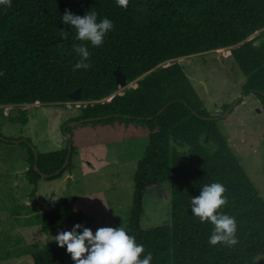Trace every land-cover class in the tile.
Here are the masks:
<instances>
[{"label":"trees","instance_id":"trees-1","mask_svg":"<svg viewBox=\"0 0 264 264\" xmlns=\"http://www.w3.org/2000/svg\"><path fill=\"white\" fill-rule=\"evenodd\" d=\"M66 9L81 17L93 11L98 21L107 17L114 23L101 47L86 44L89 69L73 71L79 60L73 45L84 42L62 22ZM61 29L69 32L67 39ZM218 50L231 52L246 78L244 94L254 95L264 110V0H130L127 10L115 0H12L10 8L0 6V104L4 100V106L18 110L36 102L62 106L73 102L69 94L81 88V116L68 122L101 118L94 122L135 123L148 137L134 175L128 234L143 244L144 255L152 253L151 264H255L264 256V198L176 62ZM118 68L128 84L136 82L138 87L119 89L114 75ZM9 121L27 125L29 116L20 111ZM22 144L30 152L31 185L59 179L72 169L74 148L68 166L56 175L69 147L50 153L37 150L36 162L31 141ZM212 182L228 189L224 211L238 223L239 243L233 248L210 246L212 225L202 224L190 208L191 198ZM166 183L170 223L146 229L145 198ZM76 202L74 197L60 199L53 211L41 216V234H49L60 222H80ZM25 254L32 255L34 264H74L66 247H36Z\"/></svg>","mask_w":264,"mask_h":264},{"label":"rangeland","instance_id":"rangeland-1","mask_svg":"<svg viewBox=\"0 0 264 264\" xmlns=\"http://www.w3.org/2000/svg\"><path fill=\"white\" fill-rule=\"evenodd\" d=\"M230 54L228 50H218L176 62L185 69L209 114L218 120L229 146L264 198V110L254 95L244 94L246 78ZM129 87L135 88L137 83ZM226 106H230L227 111ZM20 111L28 113L27 125L9 121ZM79 116L81 110L71 102L62 106L27 105L20 110L0 106V246L5 248L0 256L32 252L36 247H59L53 237L77 223L94 234L100 227L121 225L129 231L134 175L148 137L135 123L68 122ZM27 140L41 153L74 148L72 169L59 179H42L31 185L27 177L30 152L22 144ZM35 187L36 193L32 194ZM66 197L76 199L81 221L60 222L49 234H41V216L53 211L58 201ZM170 197L168 183L148 193L142 216L146 229L170 223ZM255 264H264V256L257 258Z\"/></svg>","mask_w":264,"mask_h":264},{"label":"clouds","instance_id":"clouds-1","mask_svg":"<svg viewBox=\"0 0 264 264\" xmlns=\"http://www.w3.org/2000/svg\"><path fill=\"white\" fill-rule=\"evenodd\" d=\"M115 2L117 6L127 10L130 0ZM0 6L10 8L12 0H0ZM61 18L65 25L75 29L76 39L84 42L73 45V50L79 56L73 71L89 69L91 53L86 44L101 47L107 33L114 29V23L107 17L98 21V15L93 11L81 17L66 9ZM60 35L67 39L69 32L61 29ZM227 191L223 183L212 182L203 185L200 195L190 201L192 214L202 224L212 225L208 238V244L212 247L222 245L233 248L239 243L237 219L224 211L229 203ZM53 240L59 247H66L74 264H151L153 260L152 253L144 255L146 250L143 244H138L136 237L129 235L122 225L115 228L100 227L94 234L90 228L77 223L71 230L58 231Z\"/></svg>","mask_w":264,"mask_h":264},{"label":"water","instance_id":"water-1","mask_svg":"<svg viewBox=\"0 0 264 264\" xmlns=\"http://www.w3.org/2000/svg\"><path fill=\"white\" fill-rule=\"evenodd\" d=\"M114 75L116 77V82H117V85H118L119 89L124 90V89H127L129 87L130 84H128L126 75L119 68L117 70H115ZM137 87H138V85H137ZM137 87H135V88H137ZM69 97L72 99L73 102H82V89L79 88L76 91H74L73 93H70ZM107 101H111V98H109ZM3 105H5V101L4 100L1 102L0 106H3ZM34 105H41V103L40 102H36ZM164 110H165V108L162 109L157 114V116L160 115ZM108 118L109 117H103V119H108ZM100 119L101 118L82 119L80 121H75V122H73L71 124H73V125L84 124V123H88V122H94V121L100 120ZM149 119H152V118H149ZM31 147H32V150H33V152L35 154V159H36V162H37L38 161V157H39L38 151H37V149L34 146L31 145ZM71 152H72V148L69 147V151H68V155H67L66 161H65L62 169L57 171L56 175H59L68 166L69 161L71 159V154H72ZM35 170H36V172L39 173V170H38V167H37V163L35 164ZM42 177L43 178H48L47 175H42Z\"/></svg>","mask_w":264,"mask_h":264},{"label":"crops","instance_id":"crops-1","mask_svg":"<svg viewBox=\"0 0 264 264\" xmlns=\"http://www.w3.org/2000/svg\"><path fill=\"white\" fill-rule=\"evenodd\" d=\"M25 253L27 251L23 252V255L19 253L12 256H0V264H34L32 255Z\"/></svg>","mask_w":264,"mask_h":264},{"label":"built area","instance_id":"built-area-1","mask_svg":"<svg viewBox=\"0 0 264 264\" xmlns=\"http://www.w3.org/2000/svg\"><path fill=\"white\" fill-rule=\"evenodd\" d=\"M73 104H75L78 108L81 107L82 104H84V102H71Z\"/></svg>","mask_w":264,"mask_h":264}]
</instances>
